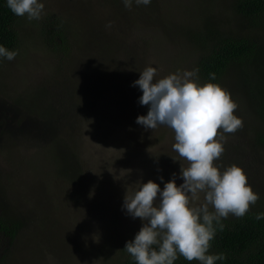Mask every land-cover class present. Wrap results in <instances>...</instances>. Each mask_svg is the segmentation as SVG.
I'll return each mask as SVG.
<instances>
[{
    "label": "rangeland",
    "instance_id": "374dc122",
    "mask_svg": "<svg viewBox=\"0 0 264 264\" xmlns=\"http://www.w3.org/2000/svg\"><path fill=\"white\" fill-rule=\"evenodd\" d=\"M40 2L39 20L20 18L18 55L0 58V192L25 223L4 264H116L122 244L142 227L123 208L126 191L148 180L163 190L173 173L179 186L187 166L173 150L172 129L136 123L148 106L134 82L149 66L157 69L154 81L198 69L201 52L189 31L204 14L224 26L221 9L230 3L133 0L128 9L123 0ZM51 17L63 27L64 39H56L65 51L43 36ZM225 90L243 127L223 134L216 165L241 167L260 198L264 150L253 146L245 96Z\"/></svg>",
    "mask_w": 264,
    "mask_h": 264
},
{
    "label": "clouds",
    "instance_id": "9594fccd",
    "mask_svg": "<svg viewBox=\"0 0 264 264\" xmlns=\"http://www.w3.org/2000/svg\"><path fill=\"white\" fill-rule=\"evenodd\" d=\"M6 3L14 15L29 21L39 20L45 7L40 0ZM123 3L131 9L133 0ZM135 3L146 6L151 0ZM17 55L18 51L0 45V58L12 61ZM198 71H178L154 81L157 69L149 66L134 82L142 91L139 103L148 106L147 115L138 116L136 123L145 130L161 125L172 129L173 150L187 161V166L180 168L183 183L179 186L173 173L163 190L148 180L137 182L133 191L125 193L123 208L142 221L134 239L124 247L136 264H174L178 255L199 264L225 260L224 253L208 254L216 226L222 231V219L244 217L259 199L241 167L233 164L221 171L216 165L225 150L223 134H234L243 121L234 114L237 104L230 93L216 83H199ZM210 77L216 78L214 73ZM256 219H264V214H257Z\"/></svg>",
    "mask_w": 264,
    "mask_h": 264
},
{
    "label": "trees",
    "instance_id": "16d2710c",
    "mask_svg": "<svg viewBox=\"0 0 264 264\" xmlns=\"http://www.w3.org/2000/svg\"><path fill=\"white\" fill-rule=\"evenodd\" d=\"M229 3L228 9H221L227 10L224 12L228 20L224 26L216 22L214 15L204 14L197 28L189 31V39L201 52L197 66L198 79L202 84L216 83L223 89L231 88L234 95L245 96L246 113L252 121L250 131L253 146L264 150V0H229ZM20 18L10 11L6 0H0V45L10 51L19 48L17 27ZM230 20L239 24L240 29L231 28ZM43 36L53 46L65 51V44H59L56 39H64L60 21L51 17L46 22ZM210 73L215 74V80L211 79ZM7 118L17 121L14 116L7 115ZM4 197L1 191L0 264L6 261L5 257L25 226L17 215L9 212ZM257 214H264V192L244 217L229 215L227 219H222L221 223L225 226L222 231L216 226V236L211 241L208 254L226 255L225 260L216 261V264H264V219L257 220ZM128 241L125 240L120 247L116 264H136L124 249ZM174 264H199V261L189 262L178 255Z\"/></svg>",
    "mask_w": 264,
    "mask_h": 264
},
{
    "label": "bare ground",
    "instance_id": "6f19581e",
    "mask_svg": "<svg viewBox=\"0 0 264 264\" xmlns=\"http://www.w3.org/2000/svg\"><path fill=\"white\" fill-rule=\"evenodd\" d=\"M148 52V51H147Z\"/></svg>",
    "mask_w": 264,
    "mask_h": 264
}]
</instances>
